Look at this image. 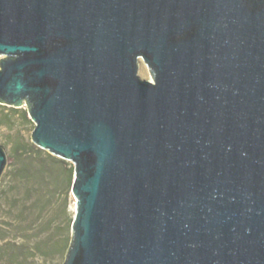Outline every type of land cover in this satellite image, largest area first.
Listing matches in <instances>:
<instances>
[{
  "label": "water",
  "instance_id": "1",
  "mask_svg": "<svg viewBox=\"0 0 264 264\" xmlns=\"http://www.w3.org/2000/svg\"><path fill=\"white\" fill-rule=\"evenodd\" d=\"M0 55L73 163L63 264H264V0H0Z\"/></svg>",
  "mask_w": 264,
  "mask_h": 264
},
{
  "label": "rangeland",
  "instance_id": "2",
  "mask_svg": "<svg viewBox=\"0 0 264 264\" xmlns=\"http://www.w3.org/2000/svg\"><path fill=\"white\" fill-rule=\"evenodd\" d=\"M2 59L5 56L0 55ZM137 75L152 81L140 58ZM11 107L0 102V142L8 158L0 175V264H63L64 253L59 254L56 246L72 234L68 226L76 208L71 192L74 176L69 174L73 163L32 142L35 124L26 100L20 108L27 112L28 120ZM29 149L42 160L47 156L54 159L40 167L34 157H20V152Z\"/></svg>",
  "mask_w": 264,
  "mask_h": 264
},
{
  "label": "trees",
  "instance_id": "3",
  "mask_svg": "<svg viewBox=\"0 0 264 264\" xmlns=\"http://www.w3.org/2000/svg\"><path fill=\"white\" fill-rule=\"evenodd\" d=\"M9 109H11L14 113L20 114L23 118H25V119L28 120V118H27V112L24 109H21V108H13V107H11ZM26 156L36 158V160L38 162V165L40 167L42 166L41 164L47 166L48 160L54 159L52 156H47L46 158H44L42 160L41 159V156L37 152H35V151L31 150V149L25 150L23 152H20V157H26ZM43 173H44L43 170H39V174L40 175H43ZM69 174H70V177L73 178V176H74V167L73 168H69ZM72 219H70V222H69V226H68V228H70L69 230H71ZM70 242H71V233H70L69 236H66V238L64 240L60 241V243L56 246L58 248L57 251H58L59 254L60 253L61 254L64 253V259H65V255L67 253L68 247L70 245Z\"/></svg>",
  "mask_w": 264,
  "mask_h": 264
}]
</instances>
